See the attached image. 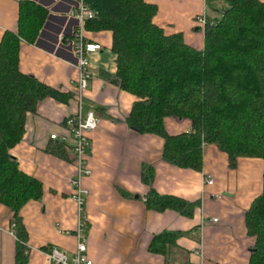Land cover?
<instances>
[{
  "label": "crops",
  "instance_id": "1",
  "mask_svg": "<svg viewBox=\"0 0 264 264\" xmlns=\"http://www.w3.org/2000/svg\"><path fill=\"white\" fill-rule=\"evenodd\" d=\"M19 1L0 0V40L6 30L16 28ZM32 1L47 8L48 15L34 43H21L19 69L58 90L67 100L46 98L36 113H28L23 137L10 153L22 171L42 182V198L30 200L20 209L28 235L27 264H51L45 249L56 247L70 255L76 247L72 234L76 205L69 183L74 166L67 149L68 159L50 151L48 136L64 133L65 118L76 111L72 41L77 20L70 15L74 0ZM145 1L157 6L155 24L166 33L181 32L185 41L198 49L203 47L204 24L196 18L203 16L204 22L213 23L226 8L222 0ZM84 34L86 40L101 46L90 55L94 76L83 99V112L93 104L99 118L89 135L91 175L82 181L90 192L87 257L92 264H248L253 239L246 233L244 213L262 190L263 160L241 157L230 169L227 154L207 144L201 171L163 161L162 138L140 134L125 121L134 96L100 77L101 71L115 70L110 32ZM164 126L172 135L191 130L188 119L175 117H166ZM143 164L154 168L153 187L158 193L199 200L192 216L146 208L148 186L140 176ZM209 178L211 184L206 183ZM10 219V210L0 204V264H15L16 237ZM164 230L184 233L166 257L148 251L152 236Z\"/></svg>",
  "mask_w": 264,
  "mask_h": 264
},
{
  "label": "trees",
  "instance_id": "2",
  "mask_svg": "<svg viewBox=\"0 0 264 264\" xmlns=\"http://www.w3.org/2000/svg\"><path fill=\"white\" fill-rule=\"evenodd\" d=\"M222 1L226 8L218 21L204 23L203 47L198 49L181 32L166 33L153 22V3L85 0L95 15L85 21L84 33L111 34L115 70L101 71L100 77L134 96L127 125L162 138V160L178 168L201 171L207 144L227 154L230 169L241 157L260 158L264 164V2ZM47 15L44 6L20 0L16 28L6 30L0 40V204L11 213L15 264H27L28 235L20 209L30 200L39 201L43 189L38 178L19 168L10 149L21 141L26 116L36 113L41 101L67 100L19 69L21 43H34ZM166 117L188 119L191 130L169 134ZM49 141L51 152L68 159L63 143ZM140 176L148 186L144 202L149 210L169 209L190 217L200 205L199 200L158 193L151 165L143 164ZM244 224L253 239L248 264H264V168L262 190L245 211ZM182 235L167 230L155 234L148 251L166 257Z\"/></svg>",
  "mask_w": 264,
  "mask_h": 264
},
{
  "label": "built area",
  "instance_id": "3",
  "mask_svg": "<svg viewBox=\"0 0 264 264\" xmlns=\"http://www.w3.org/2000/svg\"><path fill=\"white\" fill-rule=\"evenodd\" d=\"M74 2L75 6L70 11V15L77 20L72 41V51L77 69V77L73 81L76 111L66 117L65 132L62 134H49L48 139L65 145L74 166V174L69 183L71 187L70 197L76 205L77 222L72 233L76 239V247L70 255L56 247L45 249L44 254L51 264H92V261L87 257L89 220L86 204L90 192L84 187L82 181L91 175L89 135L98 126L99 118L93 104L89 105L87 110L83 112V99L94 76L90 55L99 51L101 46L97 42L88 41L84 38V23L86 20L93 18L94 11L88 7L85 0H74ZM196 21L201 24L205 23L203 16H198ZM206 183L211 184L212 178L207 179ZM195 253L198 254L199 251L195 250Z\"/></svg>",
  "mask_w": 264,
  "mask_h": 264
}]
</instances>
